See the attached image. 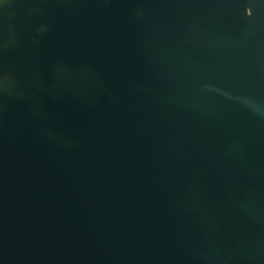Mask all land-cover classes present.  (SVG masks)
<instances>
[{
	"label": "water",
	"instance_id": "95a60500",
	"mask_svg": "<svg viewBox=\"0 0 264 264\" xmlns=\"http://www.w3.org/2000/svg\"><path fill=\"white\" fill-rule=\"evenodd\" d=\"M0 264H264V0H0Z\"/></svg>",
	"mask_w": 264,
	"mask_h": 264
}]
</instances>
